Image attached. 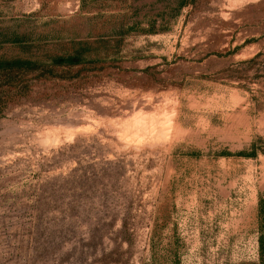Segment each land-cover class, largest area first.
I'll return each instance as SVG.
<instances>
[{"label":"rangeland","instance_id":"rangeland-1","mask_svg":"<svg viewBox=\"0 0 264 264\" xmlns=\"http://www.w3.org/2000/svg\"><path fill=\"white\" fill-rule=\"evenodd\" d=\"M25 79L0 117V264H258L264 0H0Z\"/></svg>","mask_w":264,"mask_h":264},{"label":"trees","instance_id":"trees-1","mask_svg":"<svg viewBox=\"0 0 264 264\" xmlns=\"http://www.w3.org/2000/svg\"><path fill=\"white\" fill-rule=\"evenodd\" d=\"M84 52L85 49L79 45L70 53L50 55L46 63L18 56H0V117L11 103L26 94V78L34 73L38 76L49 74L53 67L79 65L86 60ZM258 264H264V231L258 237Z\"/></svg>","mask_w":264,"mask_h":264}]
</instances>
